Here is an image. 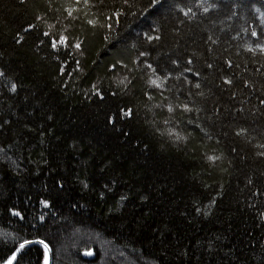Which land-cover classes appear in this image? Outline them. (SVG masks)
I'll return each instance as SVG.
<instances>
[{
  "label": "trees",
  "instance_id": "trees-1",
  "mask_svg": "<svg viewBox=\"0 0 264 264\" xmlns=\"http://www.w3.org/2000/svg\"><path fill=\"white\" fill-rule=\"evenodd\" d=\"M261 46L264 0H0V264H264Z\"/></svg>",
  "mask_w": 264,
  "mask_h": 264
},
{
  "label": "snow or ice",
  "instance_id": "snow-or-ice-1",
  "mask_svg": "<svg viewBox=\"0 0 264 264\" xmlns=\"http://www.w3.org/2000/svg\"><path fill=\"white\" fill-rule=\"evenodd\" d=\"M99 2L102 3L103 0H99ZM125 2H127V0H125ZM85 3H87V0H85ZM204 10L207 11L208 9L205 8ZM188 11L191 12V9H189ZM187 14H188V13H185V15H187ZM69 15H71V12H69ZM88 23H89V24H94L95 21H93V20H89ZM45 35H48V33H45ZM253 35H256V33L254 32ZM66 39H67L66 37H61V39H60L59 42H60V43H64V42L66 41ZM52 46L55 48V47L57 46V42H56V41H53V45H52ZM74 46H75V48H77V49L80 48V44H79V43H76ZM248 50H249V51H254V49H252V48H249ZM260 51H261V52H264V46H261ZM148 67L151 68V65H148ZM153 71H155V70L153 69ZM0 75H3V73H0ZM226 82H227V83H231L230 80H229V81H226ZM121 83H123V81H121ZM151 83H152L153 85H155L156 87H158V88L161 87V84L157 83V80H152ZM195 87H196V88H199V87H200L199 83L195 84ZM13 89H15V85H13ZM184 108H185V111H190V110H191L187 105H185ZM168 111H169V112L173 111V107H172L171 104L168 105ZM125 115H130V113H125ZM244 131H245L244 129H241V132L238 133V134H243ZM170 134L176 135L177 139H182V137H180L178 134H175V133H170ZM260 147H264V145H260ZM261 155H264V153H261ZM209 159L214 161V160L218 159V157H214V156H213V157H209ZM14 215L19 216L20 213H19V212H15ZM31 243H33V241H31V240H24L23 242H21V243L19 244V246L17 247V249L15 250V252L13 253V255L7 260V264H13V262H14V261L16 260V258H17V254H18L20 251H22L27 245H29V244H31ZM39 243L42 244V245H44V248H45L46 250L48 249V245H47L43 240L39 241ZM89 254H90V253H89ZM45 264H47V259L45 260Z\"/></svg>",
  "mask_w": 264,
  "mask_h": 264
},
{
  "label": "water",
  "instance_id": "water-1",
  "mask_svg": "<svg viewBox=\"0 0 264 264\" xmlns=\"http://www.w3.org/2000/svg\"><path fill=\"white\" fill-rule=\"evenodd\" d=\"M42 239H32L31 241H33V243L27 245L25 248L27 247H32V246H40L41 248L44 249L45 251V260L47 259V264H53V258H54V255H53V250H52V247L46 242L44 241L47 245H48V249L46 250L44 248V245L40 244L39 241H41ZM24 248V249H25ZM24 249L22 251H20L18 254H17V258L16 260L13 262V264H17L18 260H19V257L20 255L22 254V252L24 251ZM90 253V254H89ZM85 256H89V257H92L94 255V252L93 251H90V252H85L84 253ZM7 264V263H6ZM44 264H45V261H44Z\"/></svg>",
  "mask_w": 264,
  "mask_h": 264
},
{
  "label": "rangeland",
  "instance_id": "rangeland-1",
  "mask_svg": "<svg viewBox=\"0 0 264 264\" xmlns=\"http://www.w3.org/2000/svg\"><path fill=\"white\" fill-rule=\"evenodd\" d=\"M91 237V236H90ZM104 244L107 246V250H105V254L104 257L106 258L105 261H103L101 264H135L127 255L121 254L119 251H116L110 244H107L106 242H104ZM123 256L124 259L128 260V262L122 258L117 257V259H115L114 261H108L109 258H111L112 256ZM44 264V262H43Z\"/></svg>",
  "mask_w": 264,
  "mask_h": 264
}]
</instances>
